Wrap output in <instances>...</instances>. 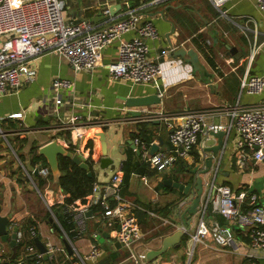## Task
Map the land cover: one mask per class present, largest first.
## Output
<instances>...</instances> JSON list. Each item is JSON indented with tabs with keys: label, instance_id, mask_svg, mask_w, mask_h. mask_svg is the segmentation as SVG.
<instances>
[{
	"label": "crops",
	"instance_id": "1",
	"mask_svg": "<svg viewBox=\"0 0 264 264\" xmlns=\"http://www.w3.org/2000/svg\"><path fill=\"white\" fill-rule=\"evenodd\" d=\"M60 2L66 19L76 21L87 18L95 27H102L111 19L124 16L128 9H135L150 19L158 30L159 38L146 40L148 55L162 63V74L150 83L111 80L108 75V65L116 59V42L101 51L100 62L92 70L76 72L61 55L56 53H44L32 60L31 65L36 69L33 81L24 84L17 92L0 96V130L5 133L4 136L0 133L1 214L9 216V223L17 225L18 232L22 231L23 225L34 220L35 237L43 241L47 247L55 249L52 258H55L56 264L68 260L72 264L80 256L88 253L94 245L99 247L100 256L86 261L85 264H132L127 257L126 248L115 240L114 231L117 227L102 226L98 211L86 214L81 223L68 220L60 203L54 202L61 193H64L55 185V179L42 191L38 190L35 184V177L40 175L36 174L35 170L45 164L41 161L33 163L32 149L35 147L38 149L54 137L62 136L60 131H56L58 119L53 110L55 92L51 81L56 77L68 78L73 81L75 99L80 104L75 107L68 105L61 107V118H66L71 112H79L85 117L88 115L111 121L120 119L106 127L107 143L112 141L114 143H111L113 147L108 144V154L114 162L104 170L99 169L96 163L94 172L96 182L104 186L110 182L111 176L116 171H120L122 197L128 203L143 233L138 247L145 249L146 252L158 251L163 237L177 229L183 232L178 247H171L160 254L146 257L147 264H248L244 256L247 251L246 239L236 229L232 230L235 247L219 245L210 237H206L197 241L192 252L189 253L187 251L189 238L203 212L199 210L196 215L187 219V224L190 226H186L181 214L190 204L195 192L192 190L184 194L162 182L165 178L187 181L189 173L208 155L204 149L217 143L215 137L200 134L190 154L181 160L186 165V168L182 167L181 170L175 165L164 173L155 171L151 175H142L131 172L125 184L122 166L127 157H131L133 161L144 162L141 159L140 148L135 145L139 152L137 154L125 143L128 138L134 141L137 137L134 133L138 132L140 127L150 133L151 141L147 145L148 149L153 144H159V138L161 143L158 150H166L170 147L168 140L170 128L162 117L164 115L223 106L233 109L264 102V90L258 94H249L240 87L246 70L250 74L264 77V11L259 10L253 0H226L219 7L214 6L210 0L160 2L60 0ZM114 5H118L115 14L110 17L105 16L104 10ZM199 34L202 35L199 38L200 44H206L211 50L215 67L208 63L193 41ZM133 35L134 33L129 32L123 37L129 39ZM2 40L3 36H0V45ZM225 44L234 47L235 50L230 52ZM180 46L197 52L199 61L213 75L212 82L217 86L212 89L208 87L189 63L174 57L173 51ZM254 46L256 49L252 51ZM155 93L160 97L158 106L148 108L126 106V99L129 97ZM63 96L65 97L66 93H63ZM129 109L141 110L142 115H130ZM152 115L151 119L138 123L120 122L129 117L140 119ZM229 121L230 117L225 113L210 117L207 122L228 123ZM225 132L226 145L221 151L222 158L215 182L224 183L234 191L246 187L257 194L258 202L264 206V160L241 170L236 164L234 148L237 133L233 128ZM89 140L92 141V159L98 160L106 154L104 142L100 137L91 134L87 142ZM118 145H121L122 153L117 150ZM80 158L86 161L85 158ZM116 160L119 161L117 167L114 166ZM213 162L215 164L217 158ZM46 166H48L47 162ZM107 170L112 171L111 176H108ZM255 177L263 179L261 192L254 188ZM206 183L207 180L201 202L203 206L210 187ZM76 205L81 206L82 203L76 201ZM51 207L58 209L63 219L68 223L71 222L70 235L63 230ZM46 212H49V215L46 216ZM137 213H145L143 223L139 222ZM218 218H221L220 215L212 212L211 207L208 206L204 212L206 224L213 221L219 223ZM220 225L225 226L226 222ZM11 233L12 231L7 229L8 239L2 243V247L11 246L9 242ZM98 236L103 238L102 243L97 241ZM65 242L69 244L71 252L66 248ZM32 251L37 252L36 245ZM255 261L256 264H264V258Z\"/></svg>",
	"mask_w": 264,
	"mask_h": 264
},
{
	"label": "built area",
	"instance_id": "2",
	"mask_svg": "<svg viewBox=\"0 0 264 264\" xmlns=\"http://www.w3.org/2000/svg\"><path fill=\"white\" fill-rule=\"evenodd\" d=\"M210 1L219 7L226 0ZM253 1L259 10L264 11V0ZM104 14L112 16L109 8L104 10ZM129 32L134 35L129 39L124 38L123 35ZM0 36H3L0 45V96L17 92L24 84L33 81L36 69L31 61L44 53L59 54L74 71H86L99 64L101 51L114 42L117 43L116 59L108 65L111 80L150 83L162 74V63L149 57L146 44L148 39L159 38L158 30L150 19L135 9H128L124 16L111 19L102 27H95L87 18L76 21L66 19L60 0H0ZM255 49L254 46L252 51ZM51 85L55 92L53 110L58 119L56 131L62 134L61 137L53 139L86 160L90 155L86 144L91 129L106 128L120 119L111 121L88 115L85 117L79 112H71L66 118H61V107H75L80 103L75 99L72 80L56 77L52 79ZM240 87L246 93L258 94L264 90V77L250 74L246 70ZM63 93H66L65 97ZM225 113L230 117L228 123L207 122L210 117ZM153 115L140 119L129 117L120 122L138 123L151 119ZM162 117L170 128L168 149L150 154L144 141L138 137L133 141L140 148L141 159L159 173L172 169L178 161L185 159L200 134L208 136L212 131H227L231 128L237 133L234 148L236 164L241 170L264 160V102L233 109L223 106L201 111H184ZM0 133L5 135L1 130ZM93 161L95 165L98 160ZM37 170L42 177L49 175L48 167ZM120 181V171L111 176L107 185L102 186L95 181L88 202L81 206L76 205V202L66 203L64 193L54 202L60 203L68 220L78 223L83 221L91 206H97L101 225L117 227L114 231L115 240L126 248L127 257L132 264H147L145 249L138 247L143 233L128 203L122 197ZM209 185L207 205L212 212L224 217L226 225L221 226L217 221L206 224L204 205L200 209L203 215L189 238L187 251L191 253L194 244L206 237L219 245L235 247L232 230L236 229L246 239L247 251L244 256L247 263L256 264V259L264 258V206L258 202L257 194L246 187L234 191L228 185L215 180ZM20 238L22 233L18 232L17 240ZM27 249L32 251L31 246ZM54 252V248L48 247L49 258ZM99 256L100 249L94 245L88 253L72 264H85ZM37 263H41V255L38 253Z\"/></svg>",
	"mask_w": 264,
	"mask_h": 264
},
{
	"label": "water",
	"instance_id": "3",
	"mask_svg": "<svg viewBox=\"0 0 264 264\" xmlns=\"http://www.w3.org/2000/svg\"><path fill=\"white\" fill-rule=\"evenodd\" d=\"M118 5L111 6L109 8L110 15L115 14L117 10ZM107 16V15H105ZM108 17V16H107ZM225 47L230 51L233 52L235 50L234 47H230L228 44H225ZM174 57H179L182 60H185L187 63L190 64L192 69L194 71H197L199 76L201 77V80L205 82L208 87L211 89L216 85V83L212 82L213 75L208 72L205 67L201 64L198 58V54L196 51L193 49H185L184 47L180 46L177 47L173 51ZM126 106L127 107H151V106H158L160 104V97L155 94H148L144 96H139V97H129L126 99ZM128 113L130 115H137L140 116L142 115L141 110H135V109H129ZM90 133L92 135H96L103 140L105 148H106V154L102 155L98 161L97 165L99 169H106L109 165L113 164L114 159L108 154V144L113 143L109 142L107 143V138H106V128H94L91 129ZM210 135L215 137L217 139V143L215 145L208 146L204 149L208 155L203 159L202 162L198 164V166L193 169L189 173V177L187 181L181 182L178 180H173L171 178H165L163 179V184L164 185H169L174 188H177L178 191L188 194L190 191H194L195 194L192 197V200L190 204L183 210L181 214V218L183 220V223L186 226H190L187 224V219L190 217L196 215L199 210L203 207L202 205V197H203V192L205 188V182L207 180V184H211L215 177L218 174L219 171V164L222 158V150L224 149L226 145V132L223 130H218L216 132H210ZM125 143L129 145L131 149H134L136 153L138 154V150L135 147V144H133L132 139L128 138L126 139ZM161 143V138H159V144ZM114 144V143H113ZM159 144H153L151 145L149 152L150 154L155 153L158 148ZM112 145V144H111ZM112 145L111 147H113ZM103 147V144H102ZM117 150L123 151L121 145L116 147ZM38 154L42 155L51 171V174L53 175V179L56 180L57 175L59 173V167H58V157L59 156H66L71 159V161L77 165L78 167L84 169L87 172L88 176H91L94 171V166L91 167L89 164L82 160L78 155L72 153L70 150L66 149L62 144H60L56 139H52L43 145H41L38 148ZM217 158V162L214 164L213 160ZM189 172V169L187 170ZM35 173H38V170H35ZM205 202V208L207 209V202H206V197L204 198ZM91 210H88L86 214H90ZM51 220V217L49 218ZM10 219L8 215H2L1 214V205H0V249L2 248V243L5 242L8 239L7 235V229H10L12 231L10 235V244L13 245L16 242V237L18 233V227L17 225H13L12 223H9ZM8 227V228H7ZM193 231V229H191ZM183 235V232L180 229L175 230L169 235H166L162 239V244L161 248L158 251H149L146 252V257L149 258V256L153 254H160L167 249L171 247H178L179 246V238ZM34 242L37 247V252L33 254H40L41 258L43 259V264H49V256H48V247L45 245L43 241H41L38 237H34ZM66 248L71 252L70 246L67 242H65Z\"/></svg>",
	"mask_w": 264,
	"mask_h": 264
},
{
	"label": "trees",
	"instance_id": "4",
	"mask_svg": "<svg viewBox=\"0 0 264 264\" xmlns=\"http://www.w3.org/2000/svg\"><path fill=\"white\" fill-rule=\"evenodd\" d=\"M201 34L197 36V38H194L193 41L200 50V52L203 54L204 58L208 61L210 65L215 67V63L213 61V58L211 56V50L206 44H200L199 38H201ZM143 125V124H141ZM134 136H137L142 141H144L147 145L151 141L150 133H148L144 128L140 127L138 129V132L134 133ZM86 148H89L90 155L86 159V162L89 164V166H94V161L91 158L92 153V141H88L86 144ZM31 153L33 154L32 161L37 162L41 161L45 165H40V167H48L46 166V160L42 155L38 154L37 147L33 148ZM198 160V158H196ZM177 169L186 168V165L180 161L176 163ZM39 167V168H40ZM58 167L60 174L57 176L55 180V185H57L61 191H63L66 194L65 202L66 203H74L76 201H80V203L84 204L88 202V196L90 195L93 187V183L96 181V175L93 171V174L91 176L87 175V172L75 165L70 158L66 156H59L58 157ZM49 168V167H48ZM38 169V168H37ZM123 170V183H127L129 174L131 172H135L138 174H147L151 175L155 173V169L151 168L148 163L146 162H139V161H133L131 157H127L126 160L123 162L122 166ZM36 181L35 184L38 188V190H43V188L48 184L52 183L53 181V175L51 174V171L49 169V175L46 177H42L41 175H38L35 177ZM161 185V184H159ZM112 201V199H110ZM51 210L56 215L58 221L60 222L62 228L64 231L71 234L69 231L72 227V224L68 223L65 219H63L62 215L60 214L59 210L51 207ZM91 212H95L98 210L97 206H91L90 207ZM145 214V213H144ZM143 213H137V218L140 223H143ZM49 215V212H46V216ZM220 215V214H219ZM221 218H218L217 220L219 223L223 224L225 223L224 217L220 215ZM22 231V238L19 240H16L15 244L11 246H5L0 249V264H38L37 263V254H33V251H30L27 249V247L35 248L34 244V237L36 236V222L34 220H31L29 224L23 225V228H21ZM36 253V252H35ZM49 264H56L55 258L51 257L49 258ZM43 263V259L41 258V263ZM62 264H71V261H65Z\"/></svg>",
	"mask_w": 264,
	"mask_h": 264
},
{
	"label": "rangeland",
	"instance_id": "5",
	"mask_svg": "<svg viewBox=\"0 0 264 264\" xmlns=\"http://www.w3.org/2000/svg\"><path fill=\"white\" fill-rule=\"evenodd\" d=\"M118 163H119V161L118 160H116L115 161V163H114V166L115 167H117L118 166ZM170 169H168L167 171H169ZM108 172V176H111V174H112V171L111 170H107ZM167 171H165V172H167ZM161 173H164V172H161ZM254 182H255V184H254V188H256V190H258V192H261V189L263 188V179L262 178H260V177H255L254 178ZM97 241L99 242V243H102V241H103V238L101 237V236H98L97 237Z\"/></svg>",
	"mask_w": 264,
	"mask_h": 264
}]
</instances>
